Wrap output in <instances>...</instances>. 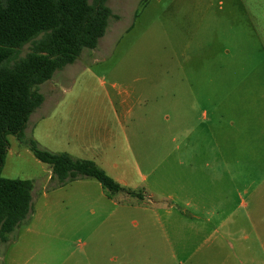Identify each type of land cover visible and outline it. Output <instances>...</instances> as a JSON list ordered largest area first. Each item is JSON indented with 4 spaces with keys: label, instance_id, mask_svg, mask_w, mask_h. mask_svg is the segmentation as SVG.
Returning a JSON list of instances; mask_svg holds the SVG:
<instances>
[{
    "label": "rangeland",
    "instance_id": "1",
    "mask_svg": "<svg viewBox=\"0 0 264 264\" xmlns=\"http://www.w3.org/2000/svg\"><path fill=\"white\" fill-rule=\"evenodd\" d=\"M108 4L117 17L97 47L40 84L24 138L8 135L2 175L33 189L0 264H123L111 258L127 243L149 264H252L255 222L264 233V0ZM31 142L97 155L143 198H109L93 178L62 183ZM222 201L229 215L208 236Z\"/></svg>",
    "mask_w": 264,
    "mask_h": 264
},
{
    "label": "trees",
    "instance_id": "2",
    "mask_svg": "<svg viewBox=\"0 0 264 264\" xmlns=\"http://www.w3.org/2000/svg\"><path fill=\"white\" fill-rule=\"evenodd\" d=\"M112 17L117 16L108 0H0V243L27 218L32 205V180L2 175L8 135L24 138L31 114L44 101L38 86L73 63L84 49L96 48ZM26 44L29 51L17 58ZM30 149L62 183L93 178L109 198L120 191L143 198L93 160L55 153L32 142Z\"/></svg>",
    "mask_w": 264,
    "mask_h": 264
},
{
    "label": "crops",
    "instance_id": "3",
    "mask_svg": "<svg viewBox=\"0 0 264 264\" xmlns=\"http://www.w3.org/2000/svg\"><path fill=\"white\" fill-rule=\"evenodd\" d=\"M92 157L93 158H90V160L93 159V161H95V163H96V161H97L96 159H98V156L95 155V156H92ZM85 159H89V158H85ZM114 166H117V163H115ZM142 178L145 179L146 175H142ZM116 179H119V178H116ZM119 181H121V180H118V182ZM240 204L246 205L244 200H240ZM224 207H225V204L222 201L221 204H220V208H221L220 209L221 210L220 211L221 223L216 225V226H214V227H212L210 229V232H209L208 236H210L214 230H216L218 232V231H220V228H222V225H223L224 220H225L224 217H228V215H229V214H227V211L225 210ZM195 210L196 211L200 210V207L197 204H195ZM207 213H208V217L205 220L207 223L211 221V216L217 215L215 207H214L213 210H211V211H209ZM194 229L197 231L196 228H194ZM253 234H254V240L256 242V245L254 246V251H253V254H252V257H251V263L252 264H264V233L262 235V233L260 232V229H259V226H258L257 222H255L254 226H253ZM220 237L223 238V235L220 234ZM248 238L249 237L246 234L243 236V239H248ZM127 244L128 245L125 246L127 248H132V249L142 248V244L141 245H139L138 243H127ZM138 245L140 247H138ZM132 249H130L129 251L125 252L124 255L121 256V257L116 255V256L112 257L111 259L113 261H118V259H119L123 264H149L150 256H148L147 254L144 255L142 250H132ZM173 256H175V255H173ZM160 259H164V257H161ZM161 262H163V261H161Z\"/></svg>",
    "mask_w": 264,
    "mask_h": 264
}]
</instances>
